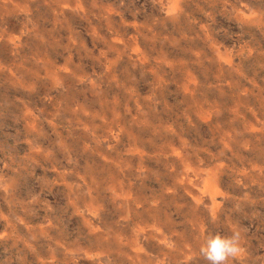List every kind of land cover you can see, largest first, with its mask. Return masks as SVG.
Instances as JSON below:
<instances>
[{"label":"rangeland","instance_id":"1","mask_svg":"<svg viewBox=\"0 0 264 264\" xmlns=\"http://www.w3.org/2000/svg\"><path fill=\"white\" fill-rule=\"evenodd\" d=\"M264 264V0H0V264Z\"/></svg>","mask_w":264,"mask_h":264},{"label":"clouds","instance_id":"2","mask_svg":"<svg viewBox=\"0 0 264 264\" xmlns=\"http://www.w3.org/2000/svg\"><path fill=\"white\" fill-rule=\"evenodd\" d=\"M242 252V236L234 230L230 236L208 234L199 246V258L207 264H229L237 259Z\"/></svg>","mask_w":264,"mask_h":264}]
</instances>
